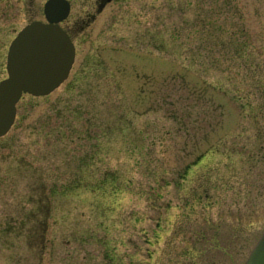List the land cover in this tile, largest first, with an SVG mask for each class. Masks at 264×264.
Returning <instances> with one entry per match:
<instances>
[{"label":"rangeland","instance_id":"374dc122","mask_svg":"<svg viewBox=\"0 0 264 264\" xmlns=\"http://www.w3.org/2000/svg\"><path fill=\"white\" fill-rule=\"evenodd\" d=\"M185 4L165 16L159 50L115 30L110 6L77 20L85 41L67 79L20 100L0 137V264H165L184 245L171 236L177 206L203 182L181 234L216 228L222 250L207 253L241 262L264 226V68L250 78L253 67L223 65L211 29L191 33L197 6ZM232 5L245 19L227 15L230 27L264 28L260 3ZM250 32L264 60V33Z\"/></svg>","mask_w":264,"mask_h":264},{"label":"flooded vegetation","instance_id":"af4514ba","mask_svg":"<svg viewBox=\"0 0 264 264\" xmlns=\"http://www.w3.org/2000/svg\"><path fill=\"white\" fill-rule=\"evenodd\" d=\"M61 1L68 6V14L59 22V25L67 31L75 47L76 40L77 43L85 41V38L78 34L79 29L82 27L73 29L78 26L77 20L87 15L91 17L89 19H92L96 17V15L101 14L107 6H110L112 26L115 30L133 29V34H135L133 40L135 39L136 45L138 41H141L142 45L145 47H155L159 50V47H164V41L158 37L161 32H164L165 16H170L171 13H180L181 15L183 12L182 9L187 11V5H184V3H189V6L194 4L197 6L196 17L192 18L194 22L193 28H195V30H192L191 33H207L208 30L211 29L210 37L213 46H219V50L226 51V54H221L223 58L220 61L223 65L228 66L229 64H237V66H243V68L253 67V71H251V74L249 73L250 78H256L258 73L260 74L259 68H264V60L255 61L252 58V56H254V51L250 49L255 43V39L252 37L253 33L250 32V29L253 30L254 33H264V28L259 26L249 27V29L244 27V25L243 27H230L229 24H231V22L228 23L229 18L227 16L236 15L241 21L245 19L243 11L236 13L230 10L233 8L232 3H260L263 8V10H261L262 12L256 10L252 14L257 16V22H261V19H264V0H184V3H182L181 0H91L88 13L85 12L84 0ZM47 2L48 0H0V79L6 75V55L11 39L26 24L36 20L42 22L48 21V14L46 12ZM212 17L221 19L224 26H212ZM197 24H199V26ZM198 28L204 30H196ZM212 29L215 31L213 37ZM149 34L151 38L148 37ZM207 35L208 34H206V36ZM155 36H157L156 42ZM205 39L204 37V40ZM205 41L208 42L207 40ZM230 50H232L233 53L229 54L228 52ZM244 75H248L246 70L244 71ZM198 188L202 190L204 187L201 185ZM92 191L93 195L98 194L95 192V189H92ZM51 194L53 196V192H51ZM203 195L207 196L206 192H201L194 197L197 201H200ZM177 208L182 211V218L176 220L171 226V236L172 238L175 237V242L178 239H182L183 241L180 243H184V245L180 246L178 249L176 247H171V250L166 255L165 264H221L219 259L213 258V254L212 258L210 257L213 249L221 248L217 247L216 238L218 237V230L216 228L214 229L211 239H208L202 231H198L199 234L194 231V235L189 237L183 236L181 232H186L185 230L187 228L185 227V222L190 221L191 210L194 209V206L191 203L180 202V206H177ZM188 211H190V213ZM34 216L36 217V214H34ZM34 223H37L36 219H33L30 225ZM209 227L212 229L211 226H208V228ZM224 240H226L227 243L228 238L226 237ZM203 241L213 244V247L200 248L198 243ZM207 249H209L211 253H207Z\"/></svg>","mask_w":264,"mask_h":264},{"label":"water","instance_id":"95a60500","mask_svg":"<svg viewBox=\"0 0 264 264\" xmlns=\"http://www.w3.org/2000/svg\"><path fill=\"white\" fill-rule=\"evenodd\" d=\"M59 19L52 18L50 23L35 21L11 42L8 76L0 82V136L12 124L15 103L22 92L46 94L67 75L74 48L67 34L55 24ZM246 264H264V233Z\"/></svg>","mask_w":264,"mask_h":264}]
</instances>
